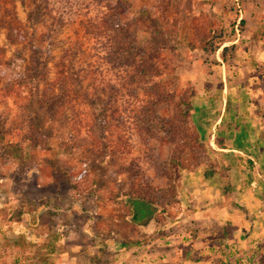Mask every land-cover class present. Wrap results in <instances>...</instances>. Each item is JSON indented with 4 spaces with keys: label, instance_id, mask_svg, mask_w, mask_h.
Here are the masks:
<instances>
[{
    "label": "rangeland",
    "instance_id": "rangeland-1",
    "mask_svg": "<svg viewBox=\"0 0 264 264\" xmlns=\"http://www.w3.org/2000/svg\"><path fill=\"white\" fill-rule=\"evenodd\" d=\"M101 19L132 26L139 61L163 48L162 61L152 59L162 71L145 87L135 90L126 70L109 69L110 34L98 35L94 26ZM33 46L52 70L77 50V68L99 87L101 109L71 94L62 117L44 115L38 138L45 143L24 147L18 158L0 147V264H248L242 256L193 261L175 256V248L184 254L192 247L180 244L206 238L208 220L195 219L182 187L183 175L207 153L195 114L222 111L224 76L246 92L236 74L251 58L259 65L252 75L264 79V0H0L1 74L19 81ZM225 46L233 47L224 60ZM2 83V124L30 132L31 83L21 101L17 83L7 99ZM107 83L121 90V118L110 130L115 143L104 149L103 138H94L105 125L89 120L87 109L104 118ZM155 94L160 101L146 107ZM132 105L147 115L134 116Z\"/></svg>",
    "mask_w": 264,
    "mask_h": 264
},
{
    "label": "crops",
    "instance_id": "crops-1",
    "mask_svg": "<svg viewBox=\"0 0 264 264\" xmlns=\"http://www.w3.org/2000/svg\"><path fill=\"white\" fill-rule=\"evenodd\" d=\"M251 59L236 74L246 92H237L241 84L235 89L229 81L228 86L224 76L222 111L195 114L204 121L194 128L207 153L194 171L183 175L182 187L186 203L196 210L195 219L208 220L206 238L199 235L180 244L193 249L183 254L176 247L175 256H242L248 264H264V79L252 75L259 65Z\"/></svg>",
    "mask_w": 264,
    "mask_h": 264
},
{
    "label": "trees",
    "instance_id": "trees-1",
    "mask_svg": "<svg viewBox=\"0 0 264 264\" xmlns=\"http://www.w3.org/2000/svg\"><path fill=\"white\" fill-rule=\"evenodd\" d=\"M236 10L238 14L239 9ZM244 23L245 20H240L237 28H234V32L237 33V31H242ZM94 26L98 35L109 36L110 34L109 38L107 37L109 44L106 51L107 53L104 56L109 69L112 71L126 70L127 74L125 76V81L128 82L131 87H134L135 90L141 89L143 86L145 87L154 76L158 75L159 72L161 73L162 69L157 67L152 59H157L159 57L162 61L163 48H159V50L152 49V54L150 55L151 60L147 57V59L139 61L138 57L141 56L143 51L140 47H136L134 39L135 35L134 33L132 34L133 28L129 23H114L113 21L101 19L100 22L94 24ZM15 34L17 37L21 36L17 32H15ZM11 36L14 39L16 38L14 34ZM23 41L24 37L21 36V42ZM228 41L233 40H225L224 43ZM52 44L53 43H51V45ZM221 46L219 48H221ZM231 47L233 46L223 47L222 58L224 60L226 57L225 54L231 49ZM32 48L33 49L31 50L32 52L29 58H26V71L25 73L23 72L21 77H19V81L13 77H7L0 72V76H3V78H0V84L4 81L1 87L3 88V94H7L6 99L8 95L13 92V83H17L18 92L15 93L16 97L20 101L28 95L25 93V88H27L26 85L28 82L32 85H30L29 91L32 93L36 92V94H33V102L28 103L32 113L34 114L32 123L30 124V132H26V130L20 126L7 128L2 124L3 119H6L4 118L5 112L1 111L0 113V147H2V149L8 153L10 157L15 158H18V156L20 157V153L24 150V147H35L37 144L45 143L47 141L45 138H38V132L42 133V130L45 128L46 117L44 115L48 118L62 117L69 95L75 93L76 97H81L84 100L87 99L93 107L97 108L96 105H98L101 109V106L98 104V100H100V91H98L99 87L93 82V80H89V76L85 73V71H81L80 69L78 70L77 68V50H67L52 70L49 67L48 62L42 60L40 50L34 46ZM128 67H132V69L129 70L127 69ZM86 80L89 81L88 84H85ZM103 91L107 93V99L104 100L106 101V106L102 110V112L104 111V114H101L104 115V118H101L100 114L96 113V109L90 110L88 106L87 110L90 111V113H88L89 120L91 118L93 123H104L106 128L104 131L105 137L103 134V136L101 135L102 137L100 136V138L94 139L101 140L103 138L102 141L104 143V149H109L112 144L115 143L113 141L114 134L110 130L112 127H115L113 125L114 121H118L121 118L120 115H116L119 111L117 104L121 90L115 85L113 86V84L107 83V85L103 87ZM144 93H146L145 89ZM3 98L5 99V97ZM159 101L160 96L155 94L152 100L149 102L147 101L145 104L146 107L148 104H151L150 107H153V105ZM138 107L132 105L131 113H134V116L136 117H140L142 115L146 116V112L136 109ZM109 110L113 112L112 116L107 114ZM75 124L76 123L74 122L72 128L77 131L78 128H76L77 126ZM95 126L96 125H93L92 128L94 129ZM142 202L146 201L142 200ZM146 203L151 204L150 202ZM188 259H193V261L195 260L194 256H189Z\"/></svg>",
    "mask_w": 264,
    "mask_h": 264
}]
</instances>
